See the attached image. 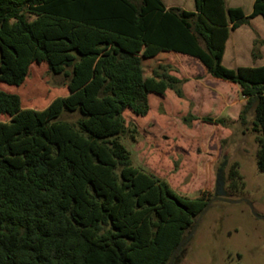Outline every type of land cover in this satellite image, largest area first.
Here are the masks:
<instances>
[{
	"label": "trees",
	"instance_id": "obj_1",
	"mask_svg": "<svg viewBox=\"0 0 264 264\" xmlns=\"http://www.w3.org/2000/svg\"><path fill=\"white\" fill-rule=\"evenodd\" d=\"M194 1L187 11L162 0H0V83L18 88L32 64L45 63L68 79L69 91L35 110L0 90V117H8L0 121V264L170 263L214 197L179 195L136 167L122 142L128 135L136 141L124 113L147 116L150 88L184 98L189 80L173 74L170 54L193 58L213 78L239 87L246 102L238 121L255 135L264 171V65H223L231 33L264 21V0L254 1L250 15L226 0ZM99 38L118 50L99 52L106 47L93 44ZM139 50L156 62L148 77ZM64 114L78 118L62 120ZM199 119L190 114L184 122ZM239 167L228 169V200L246 188Z\"/></svg>",
	"mask_w": 264,
	"mask_h": 264
},
{
	"label": "rangeland",
	"instance_id": "obj_2",
	"mask_svg": "<svg viewBox=\"0 0 264 264\" xmlns=\"http://www.w3.org/2000/svg\"><path fill=\"white\" fill-rule=\"evenodd\" d=\"M168 8L195 10L194 0H162ZM253 0H228L230 6H240L245 13L252 11ZM30 22L36 21L29 17ZM107 53L118 47L105 38L93 41ZM146 75L156 62L144 50ZM167 62L173 74L189 81L184 85V98L168 89L149 90L150 112L138 117L124 113L127 125L138 131L136 141L128 136L123 144L132 155L133 164L166 180L179 194L196 198L206 192L214 197L218 174L225 154V190L229 187V167L237 162L246 184L234 200L240 203L216 201L203 216L193 239L180 252L173 264H264V171L258 169L255 135L238 121L243 97L237 85L215 79L203 65L178 54H170ZM229 69L264 65V21L258 17L230 35L223 57ZM67 78L52 73L45 63H34L28 78L20 87L0 83V90L20 96L24 109L44 110L55 99L69 95ZM152 81L149 82V84ZM154 87V86H153ZM190 114L200 118L191 125L184 122ZM203 117L225 118L234 122L230 128L205 123ZM77 114H64L62 120L75 122ZM0 121H8L1 116Z\"/></svg>",
	"mask_w": 264,
	"mask_h": 264
},
{
	"label": "water",
	"instance_id": "obj_3",
	"mask_svg": "<svg viewBox=\"0 0 264 264\" xmlns=\"http://www.w3.org/2000/svg\"><path fill=\"white\" fill-rule=\"evenodd\" d=\"M224 176H221L218 174V182H217V186H216V192H215V195H214V198L211 202H209L207 208L205 209V211L201 214L194 230L191 232V234L185 239L183 240V242L178 246V248L175 250L173 256H172V259L170 261L169 264H173L174 261H175V258H176V255L177 253L179 252V250L183 247V245L190 239L194 236L199 224H200V221L202 220L203 216L207 213V211L209 210L210 206L212 205V203L216 202V201H224V202H228V203H240V202H243L245 200H228L227 199V192L225 190V180H224Z\"/></svg>",
	"mask_w": 264,
	"mask_h": 264
},
{
	"label": "crops",
	"instance_id": "obj_4",
	"mask_svg": "<svg viewBox=\"0 0 264 264\" xmlns=\"http://www.w3.org/2000/svg\"><path fill=\"white\" fill-rule=\"evenodd\" d=\"M232 1H234V2H236V0H232ZM254 1L255 0H253V2H252V11H253V6H254ZM226 2H227V4H228V0H226ZM228 7H232V8H234V7H240V6H235V5H233V6H230V5H228ZM243 11H244V9H243ZM252 11L250 12V13H245L246 15H250L251 13H252ZM245 12V11H244ZM252 23V22H251ZM182 56V55H181ZM190 58V57H189ZM205 69V68H204ZM206 70V69H205ZM243 104H245V102H246V100L243 98V100L241 101Z\"/></svg>",
	"mask_w": 264,
	"mask_h": 264
}]
</instances>
